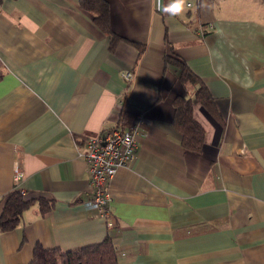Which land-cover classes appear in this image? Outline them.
I'll return each instance as SVG.
<instances>
[{"label": "crops", "instance_id": "obj_1", "mask_svg": "<svg viewBox=\"0 0 264 264\" xmlns=\"http://www.w3.org/2000/svg\"><path fill=\"white\" fill-rule=\"evenodd\" d=\"M106 1L114 45L79 0H0V205L16 167L32 201L0 231V264L106 238L117 264H264V0H187L179 17L157 0ZM165 56L212 97L210 110L193 105L198 150L173 122L175 98L198 84ZM134 123L137 155L110 181L108 225L85 204L84 139Z\"/></svg>", "mask_w": 264, "mask_h": 264}, {"label": "trees", "instance_id": "obj_2", "mask_svg": "<svg viewBox=\"0 0 264 264\" xmlns=\"http://www.w3.org/2000/svg\"><path fill=\"white\" fill-rule=\"evenodd\" d=\"M80 6L91 12L93 20L103 31L110 36L112 45L119 37L112 31L109 23V6L106 0H79ZM168 62L177 68L179 80L186 84H198L194 98L178 96L174 100V127L180 134L183 147L198 150L205 138L202 125L193 117V105L200 102L210 110L212 97L206 87L199 81L198 76L191 71L186 62L179 58L165 56ZM212 112V111H211ZM213 113V112H212ZM41 212L50 205L41 197ZM31 199L24 197L18 188L11 190L0 205V231L13 229L21 220L23 212L31 204ZM27 264H117L113 245L109 238L98 244L81 247L74 250H61L58 248L44 249L36 246L32 259Z\"/></svg>", "mask_w": 264, "mask_h": 264}, {"label": "built area", "instance_id": "obj_3", "mask_svg": "<svg viewBox=\"0 0 264 264\" xmlns=\"http://www.w3.org/2000/svg\"><path fill=\"white\" fill-rule=\"evenodd\" d=\"M190 5V4H188ZM124 78L130 81L132 74L126 71ZM138 126L132 124L128 129L113 128L102 130L94 135H88L84 139L81 154L89 171L90 197L86 206L95 210L99 216L106 218L111 225L110 203L112 196L109 192V184L115 172L120 166L128 165L137 155L135 132ZM24 177L23 171L16 167L13 171V180L16 188ZM23 193V189H19Z\"/></svg>", "mask_w": 264, "mask_h": 264}, {"label": "clouds", "instance_id": "obj_4", "mask_svg": "<svg viewBox=\"0 0 264 264\" xmlns=\"http://www.w3.org/2000/svg\"><path fill=\"white\" fill-rule=\"evenodd\" d=\"M157 7L169 17H179L190 5L187 4V0H168L166 4L162 0H157Z\"/></svg>", "mask_w": 264, "mask_h": 264}]
</instances>
